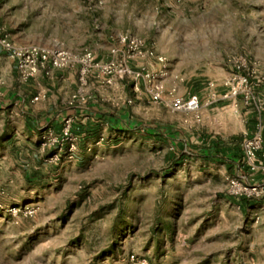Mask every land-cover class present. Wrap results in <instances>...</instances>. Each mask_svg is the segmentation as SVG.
Returning <instances> with one entry per match:
<instances>
[{
  "label": "rangeland",
  "instance_id": "1",
  "mask_svg": "<svg viewBox=\"0 0 264 264\" xmlns=\"http://www.w3.org/2000/svg\"><path fill=\"white\" fill-rule=\"evenodd\" d=\"M110 2L109 13L98 10L112 23L99 26L107 38L98 42L59 40L63 28L47 18L50 9L66 11L59 0H0V29L4 19L23 18L34 32L54 35L51 46L104 53L107 59L96 58L102 62L124 51L119 35L145 40L166 59L163 74L158 63L150 69L165 91L197 93L201 108L173 112L151 102L142 82L139 91L126 86L116 105L125 100L128 116L83 145L80 139L74 160L50 163L39 145L29 180L22 167L0 169V264H264V202L240 207L230 181L264 183L241 163L203 156L210 141L238 149L250 136L243 114L230 121L215 107L228 101L225 83L237 67L264 112V0ZM244 93L239 115L256 108ZM258 173L264 177V166Z\"/></svg>",
  "mask_w": 264,
  "mask_h": 264
},
{
  "label": "crops",
  "instance_id": "2",
  "mask_svg": "<svg viewBox=\"0 0 264 264\" xmlns=\"http://www.w3.org/2000/svg\"><path fill=\"white\" fill-rule=\"evenodd\" d=\"M207 1L204 0V2ZM59 2L67 3L66 11L62 10L61 14H54L50 9L47 11V18L50 21L54 20L52 26L63 28V36L59 38L61 42H88L89 40L87 39L89 37L91 38L90 42H98L107 38L97 30L100 25L110 27L112 23L109 20H107L108 22L102 21L99 18L98 10L109 13L110 0H103L101 6H98L97 0H59ZM221 2L224 3L226 0H221ZM87 15L90 16V20L86 19ZM126 18L130 23L132 19L131 15H127ZM2 25L6 29H0V36L8 35L10 40L16 44L35 45L40 40V43H47L45 47H49L55 41V36L52 34H47L46 32L38 34L34 32L26 22V19L23 18L4 19ZM87 26L90 29L88 32L85 30ZM84 37L86 38L83 39ZM108 39L107 43L109 45L115 43L112 36H109ZM108 51H110V47L107 48V55L109 56ZM94 56L97 59L108 58L104 53L101 57L98 54L95 55V53ZM260 59L262 60V58ZM143 63L150 69L155 68L154 64L158 66L156 62L152 61H137L131 65L134 69H138ZM262 64L264 67V61ZM77 86V68H51L46 72L39 73L27 82H22L18 79L14 60L6 52L0 50V169L9 171L10 173L11 166L22 167L26 172L25 178L28 180L32 178L31 175L35 172L32 174H28L27 172L31 168H34L33 163L36 159V151L40 145V129L50 126L59 134L62 122L66 117L73 116L76 118L74 133L79 136L83 145L84 140L94 138L102 128L105 130L114 128L115 124L119 122L118 119H125L128 116L129 113L126 110L127 105H125V100L119 106L116 105V101L117 97L125 98L127 96L126 86H134L132 80L119 78L115 79L112 85H106L93 76L89 80V86L92 87L89 88L90 97L88 102L76 101L73 104L71 99L77 90ZM120 90H123L124 96L117 94ZM205 90L207 92L208 90L211 91L210 88H205ZM224 91V89L221 90V92ZM190 95H195V93L188 96ZM257 100L260 101V98ZM257 100H253L255 106L257 105ZM234 103L238 105L242 104L239 99L237 101L228 100L222 101L215 107H220L224 110L230 121L234 119L232 118L233 116H235L236 120L238 117L242 118L241 115L243 114L250 135H252L257 127L262 126L264 123V112L259 113L256 107L253 108V111L249 112H242V110L239 115ZM226 160L230 164V167L238 165L235 162L237 160L232 158L231 153H228ZM257 165L259 167L264 166V131L263 148L259 153ZM243 168H246L248 173L253 172L252 175H255L256 181L264 183V177L258 173L260 169H251L245 166ZM5 180L11 181L12 184L14 179L11 176Z\"/></svg>",
  "mask_w": 264,
  "mask_h": 264
},
{
  "label": "built area",
  "instance_id": "3",
  "mask_svg": "<svg viewBox=\"0 0 264 264\" xmlns=\"http://www.w3.org/2000/svg\"><path fill=\"white\" fill-rule=\"evenodd\" d=\"M117 39L124 47V51H117L108 62L96 60L90 50L74 51L60 43H55L51 47L34 44L20 45L12 42L8 35L0 36V50L6 52L14 60L18 79L22 82H27L39 73L46 72L51 68H77L78 86L72 95L71 102L73 104L76 101L87 102L91 77L94 76L106 85H112L114 80L120 77L132 80L135 91H139L138 86L142 82L147 97L156 105L177 113L197 114L199 112L202 104L199 95H190L185 98L178 96L175 91L166 92L162 82L158 81L157 76L150 71L145 63L141 64L138 69H134L131 65L137 61H154L160 65V71L163 74L167 69V62L163 56L158 55L153 48L148 47L142 39L128 34H121ZM117 56L119 57L117 58ZM238 69L239 67L225 83L226 91L222 99L237 101L242 94H245L246 90L244 99L245 103L248 104L252 99H256L254 93H250V90H254L255 86H248L247 76L241 75ZM209 88H214V85L210 84ZM262 89L264 90V83ZM234 105L238 107L237 103ZM257 110L262 113L258 108ZM74 122L73 117H66L62 122L59 134L50 126L40 129V145L43 150L48 152L50 163L57 164L61 160L72 161L77 156L80 138L74 133ZM101 142L102 139L99 143ZM241 148L243 152L242 166L260 169L257 160L263 148V128L258 126L252 135L243 140ZM230 187L232 196L264 202V184L247 185L241 180L234 179L230 181ZM14 212L16 213L17 210Z\"/></svg>",
  "mask_w": 264,
  "mask_h": 264
},
{
  "label": "trees",
  "instance_id": "4",
  "mask_svg": "<svg viewBox=\"0 0 264 264\" xmlns=\"http://www.w3.org/2000/svg\"><path fill=\"white\" fill-rule=\"evenodd\" d=\"M239 141V140H238ZM205 154L203 155L205 158H213L220 156L222 159H226L228 153L232 154V158L236 159L237 164H242L243 160V152L241 146L237 149L233 147H227L226 145L220 144L218 141H210L206 144ZM241 203L240 207L250 205L252 200H248L246 198H239ZM249 207V206H248Z\"/></svg>",
  "mask_w": 264,
  "mask_h": 264
}]
</instances>
